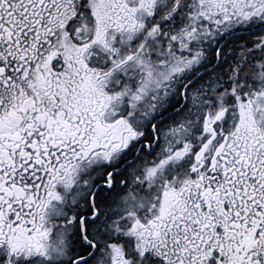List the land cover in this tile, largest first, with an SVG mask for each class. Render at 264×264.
Wrapping results in <instances>:
<instances>
[{"label": "snow or ice", "instance_id": "obj_1", "mask_svg": "<svg viewBox=\"0 0 264 264\" xmlns=\"http://www.w3.org/2000/svg\"><path fill=\"white\" fill-rule=\"evenodd\" d=\"M0 264H264V0H0Z\"/></svg>", "mask_w": 264, "mask_h": 264}]
</instances>
